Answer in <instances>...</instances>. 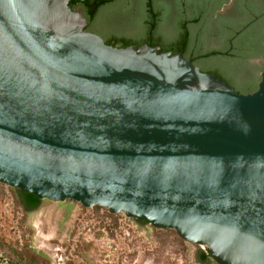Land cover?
I'll return each instance as SVG.
<instances>
[{
    "label": "water",
    "instance_id": "water-1",
    "mask_svg": "<svg viewBox=\"0 0 264 264\" xmlns=\"http://www.w3.org/2000/svg\"><path fill=\"white\" fill-rule=\"evenodd\" d=\"M69 1L0 0V183L264 264V56L240 93L181 52L107 44Z\"/></svg>",
    "mask_w": 264,
    "mask_h": 264
},
{
    "label": "rangeland",
    "instance_id": "rangeland-1",
    "mask_svg": "<svg viewBox=\"0 0 264 264\" xmlns=\"http://www.w3.org/2000/svg\"><path fill=\"white\" fill-rule=\"evenodd\" d=\"M15 189L0 183V247H13L28 264H202L199 245L180 243L172 229L70 199H42L24 211ZM0 264H14L3 250Z\"/></svg>",
    "mask_w": 264,
    "mask_h": 264
},
{
    "label": "flooded vegetation",
    "instance_id": "flooded-vegetation-1",
    "mask_svg": "<svg viewBox=\"0 0 264 264\" xmlns=\"http://www.w3.org/2000/svg\"><path fill=\"white\" fill-rule=\"evenodd\" d=\"M110 1V8L106 12L108 21L106 30L95 26L96 19L90 16L91 12L98 11L96 0H70L69 4L74 11L80 12L86 19L85 30L100 35L105 42L117 47L137 48L149 45L160 47L163 51H171V43L177 34L179 6L187 5L191 14L200 15L197 23L202 27V31L195 42L203 53L189 57L199 67L213 55L227 54L224 53L230 48L231 39L226 44L222 37L225 36L228 26L247 22V29L252 23L264 19V0ZM244 31L233 39L232 49L229 52L235 49V44H238L240 49L244 47L246 42L238 39ZM208 52L210 55L206 54Z\"/></svg>",
    "mask_w": 264,
    "mask_h": 264
},
{
    "label": "trees",
    "instance_id": "trees-1",
    "mask_svg": "<svg viewBox=\"0 0 264 264\" xmlns=\"http://www.w3.org/2000/svg\"><path fill=\"white\" fill-rule=\"evenodd\" d=\"M96 2L98 3V11L91 12L90 16L96 19L95 26H99L101 29L106 30L108 23L106 12L110 8L111 1L96 0ZM188 8L187 5L179 6V11L177 13V34L171 43L170 49L174 54L181 52L185 58L190 60V55L202 54L203 52L198 48L199 46L195 42L196 38L200 37L202 31V27L197 23L200 19V15L191 14ZM97 15H99L98 18L96 17ZM246 24L247 22H240L237 26H228L225 36L222 37L226 41V44H228L232 35L236 34ZM238 39L246 42L243 48L240 49L238 44H235L234 50L221 57H217V55L211 56L201 65L200 69L202 72H210L220 76L235 91L248 94L257 90L260 81L262 65L252 63L251 60L264 56V19H260L249 25ZM106 43L110 44L107 41ZM227 47L228 45H226L225 48ZM206 54L210 55L209 52ZM15 190L16 202L24 211L36 209L40 205L42 200L37 196L20 189ZM94 208L100 209L101 207L95 206ZM137 220L149 224L145 220ZM178 239L180 243L185 244L182 239ZM0 250H3L5 256H7L12 263L28 264L26 259L19 257L17 251L13 247L9 246L8 249L0 247ZM196 258L202 264H208L210 261H214L210 254L199 246L196 251Z\"/></svg>",
    "mask_w": 264,
    "mask_h": 264
}]
</instances>
